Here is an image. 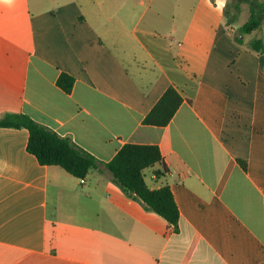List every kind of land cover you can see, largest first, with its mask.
I'll use <instances>...</instances> for the list:
<instances>
[{
	"label": "crops",
	"instance_id": "1",
	"mask_svg": "<svg viewBox=\"0 0 264 264\" xmlns=\"http://www.w3.org/2000/svg\"><path fill=\"white\" fill-rule=\"evenodd\" d=\"M166 1L147 15L144 0H0V117L25 114L104 163L158 145L164 163L145 180L168 184L181 216L174 230L107 170L81 183L43 166L28 130L3 128L0 264H264V54L206 7L176 15ZM236 52L251 71L235 78ZM170 87L183 98L173 119L145 126Z\"/></svg>",
	"mask_w": 264,
	"mask_h": 264
},
{
	"label": "trees",
	"instance_id": "2",
	"mask_svg": "<svg viewBox=\"0 0 264 264\" xmlns=\"http://www.w3.org/2000/svg\"><path fill=\"white\" fill-rule=\"evenodd\" d=\"M241 0L235 4L236 13L230 16L225 9L227 25H233L240 12ZM264 24V0H250V16L240 28V36L236 41L244 42V36L253 35L262 30ZM250 48L257 54L264 53L263 38H254L249 43ZM75 78L65 72L57 79V86L70 94L74 88ZM183 103V98L174 88H168L156 105L145 117V126L165 127ZM26 129L29 132L27 150L34 155L43 166H60L66 172L78 179H86L92 171H109L114 182L130 199L140 203L146 210L152 211L163 219L169 226L177 230L181 216L174 195L168 184L158 189H151L145 180L144 171L156 164H163L164 158L158 145H139L128 143L124 145L115 157L104 163L88 151L78 146L69 137H63L54 130L46 127L31 117L22 113H6L0 117V129ZM244 171L247 162L238 160ZM167 170L157 172L158 177L166 176Z\"/></svg>",
	"mask_w": 264,
	"mask_h": 264
},
{
	"label": "rangeland",
	"instance_id": "3",
	"mask_svg": "<svg viewBox=\"0 0 264 264\" xmlns=\"http://www.w3.org/2000/svg\"><path fill=\"white\" fill-rule=\"evenodd\" d=\"M174 2L175 7V14L179 15L184 12H191L193 14H198L204 12L203 9L206 7L208 12H210L213 17H221L222 18V26L225 28H228L227 25V18L226 15L224 14L225 9H227L230 13V16L234 15L236 13L235 10V4L240 1V0H172ZM241 5H240V12L238 14L237 21L232 25L231 28L233 30H236L234 32L233 38L236 41L237 38L243 37L240 36V28L247 22L250 16V0H241ZM145 5L142 7V12H145L150 0H144ZM167 1L166 0H154L152 1V9H149L146 11L148 13L147 15H151L153 9L157 10V12L160 11L163 14H168L167 10L163 8L165 7ZM170 6V5H169ZM262 35V30L254 33L253 35H246L244 36V43H249L252 39L254 38H259ZM262 37V36H261ZM257 54V53H256ZM264 54V53H263ZM241 52H236L234 54V57L232 58V62H238V64H231V70L230 73L236 78V77H243L241 73H245L248 75V72L251 71V68L241 69V61L246 59L244 55L240 56ZM257 55H262V54H257ZM259 57L256 59L258 60ZM261 58V56H260ZM263 60V59H262ZM249 61V60H248ZM256 61V60H255ZM243 62V61H242ZM239 79V78H237ZM150 176V174L148 175Z\"/></svg>",
	"mask_w": 264,
	"mask_h": 264
},
{
	"label": "built area",
	"instance_id": "4",
	"mask_svg": "<svg viewBox=\"0 0 264 264\" xmlns=\"http://www.w3.org/2000/svg\"><path fill=\"white\" fill-rule=\"evenodd\" d=\"M80 181H81V183H84L85 182V179H81Z\"/></svg>",
	"mask_w": 264,
	"mask_h": 264
},
{
	"label": "clouds",
	"instance_id": "5",
	"mask_svg": "<svg viewBox=\"0 0 264 264\" xmlns=\"http://www.w3.org/2000/svg\"><path fill=\"white\" fill-rule=\"evenodd\" d=\"M8 2H10V0H8Z\"/></svg>",
	"mask_w": 264,
	"mask_h": 264
}]
</instances>
